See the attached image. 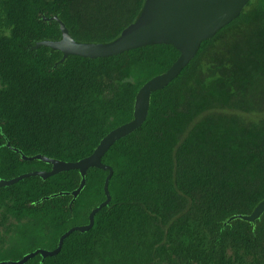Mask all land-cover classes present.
I'll return each mask as SVG.
<instances>
[{
    "label": "trees",
    "instance_id": "obj_1",
    "mask_svg": "<svg viewBox=\"0 0 264 264\" xmlns=\"http://www.w3.org/2000/svg\"><path fill=\"white\" fill-rule=\"evenodd\" d=\"M147 0H0V182L80 162L134 119L137 96L181 53L147 46L100 59L38 44L59 42L58 18L82 44H109ZM110 204L61 252L26 264H264V0L212 39L151 96L146 122L116 142ZM109 171L91 168L0 188V263L54 251L107 201Z\"/></svg>",
    "mask_w": 264,
    "mask_h": 264
},
{
    "label": "water",
    "instance_id": "obj_2",
    "mask_svg": "<svg viewBox=\"0 0 264 264\" xmlns=\"http://www.w3.org/2000/svg\"><path fill=\"white\" fill-rule=\"evenodd\" d=\"M251 0H147L145 7L137 21L129 26L121 36L109 44H82L76 42L70 35L65 24L58 18L62 31V40L59 42H46L38 44L50 47L63 53L64 59L70 56H79L89 59L114 57L131 50L153 46H174L181 56L173 67L163 75L148 82L139 92L135 105L134 119L132 122L119 127L111 132L99 145L90 157L77 162L65 163L46 157L37 156L26 158L40 160L52 165L50 172H33L11 181L0 182V188L12 186L30 177L47 179L65 171L78 170L81 173L82 183L80 188L73 193L76 199L86 185V175L91 168L109 171L105 182L107 201L95 209L90 215V224L84 227H75L67 232L60 240L59 246L54 251L37 250L25 256L19 262H2L0 264H26L34 257L41 255L43 259L57 256L65 240L74 232L85 233L90 231L95 224V216L108 206L112 200L109 192V182L113 177V169L102 163L103 157L119 140L129 136L139 129L147 120L150 110L151 96L154 92L167 87L196 57L202 44L212 39L223 28L231 24L243 13ZM264 214V202L261 203L251 216H241L240 219L255 223Z\"/></svg>",
    "mask_w": 264,
    "mask_h": 264
},
{
    "label": "rangeland",
    "instance_id": "obj_3",
    "mask_svg": "<svg viewBox=\"0 0 264 264\" xmlns=\"http://www.w3.org/2000/svg\"><path fill=\"white\" fill-rule=\"evenodd\" d=\"M38 250H46V251H48L47 249H44V248H43V249H42V248H40V249H38Z\"/></svg>",
    "mask_w": 264,
    "mask_h": 264
}]
</instances>
